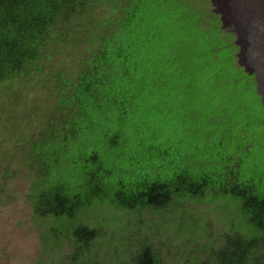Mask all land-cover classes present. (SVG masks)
I'll use <instances>...</instances> for the list:
<instances>
[{
	"label": "trees",
	"instance_id": "trees-1",
	"mask_svg": "<svg viewBox=\"0 0 264 264\" xmlns=\"http://www.w3.org/2000/svg\"><path fill=\"white\" fill-rule=\"evenodd\" d=\"M220 22L210 0H0V86L86 38L75 75L46 87L51 108L21 144L30 213L50 220L54 245L69 244L68 264H110L81 211L162 212L205 196L234 199L245 225L189 263L264 264V110ZM127 260L158 264L148 246Z\"/></svg>",
	"mask_w": 264,
	"mask_h": 264
},
{
	"label": "rangeland",
	"instance_id": "rangeland-1",
	"mask_svg": "<svg viewBox=\"0 0 264 264\" xmlns=\"http://www.w3.org/2000/svg\"><path fill=\"white\" fill-rule=\"evenodd\" d=\"M210 2L214 13L219 16L221 28L225 30V23L227 28L239 34L236 25L242 30L244 23L239 21L240 12L235 8L236 3L231 7L230 0ZM96 12L100 15L103 10L100 8ZM193 20L192 17L191 23L194 25ZM233 36L236 44V35ZM78 43L86 44V38L81 37L73 45H57L51 56L40 62L41 71L33 77H22L0 86V264L69 262L66 259L71 251L69 244L63 242L56 246L49 237L46 228L50 220L46 218L37 221L30 213L26 194L33 176L22 162L21 144L23 139L37 134L51 108L55 94L46 87L51 88L50 85L52 86V81L58 74H62L64 78L75 75L79 58L85 55L78 53L81 48ZM237 48L236 58L240 53V48ZM11 85L13 87L8 88ZM152 101L151 98V110ZM175 106L183 109L181 103ZM155 118L154 114L153 121ZM147 121L150 123L152 120ZM204 132L207 131L198 130L200 135ZM212 132L207 133H210V137H215ZM193 136L196 137L197 132ZM260 136L258 132V137ZM57 144L56 140H50L48 148H54ZM66 154L61 152L60 156L65 158ZM68 154L71 151L68 150ZM78 220L97 230L100 240L94 243L95 254L107 259L110 264H125L128 256L141 246L154 249L158 264H190L189 260L192 258L207 257L208 251L219 246L226 233L241 231L242 220L245 225L238 203L223 196L216 199L209 196L201 199L192 197L191 200L176 199V202L162 212H152L149 209L140 212L119 211L106 205L92 206L79 212Z\"/></svg>",
	"mask_w": 264,
	"mask_h": 264
},
{
	"label": "bare ground",
	"instance_id": "bare-ground-1",
	"mask_svg": "<svg viewBox=\"0 0 264 264\" xmlns=\"http://www.w3.org/2000/svg\"><path fill=\"white\" fill-rule=\"evenodd\" d=\"M230 2L231 7L236 3L235 8L240 12L239 21L244 25L242 30L236 25L239 33L237 34L227 28L224 20L221 19L224 23L223 28L226 32L236 35L235 45L240 48L237 57L238 66L243 68L247 75L254 77L256 92L264 110V0H230Z\"/></svg>",
	"mask_w": 264,
	"mask_h": 264
}]
</instances>
